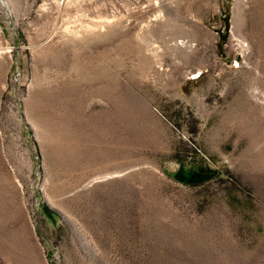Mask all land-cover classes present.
Segmentation results:
<instances>
[{"label": "rangeland", "instance_id": "374dc122", "mask_svg": "<svg viewBox=\"0 0 264 264\" xmlns=\"http://www.w3.org/2000/svg\"><path fill=\"white\" fill-rule=\"evenodd\" d=\"M0 264H264V0H0Z\"/></svg>", "mask_w": 264, "mask_h": 264}]
</instances>
